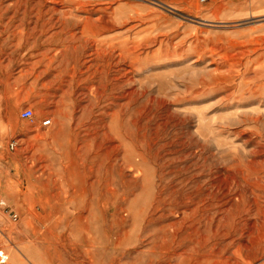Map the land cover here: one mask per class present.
<instances>
[{
	"label": "rangeland",
	"instance_id": "374dc122",
	"mask_svg": "<svg viewBox=\"0 0 264 264\" xmlns=\"http://www.w3.org/2000/svg\"><path fill=\"white\" fill-rule=\"evenodd\" d=\"M260 2L0 0V264H264Z\"/></svg>",
	"mask_w": 264,
	"mask_h": 264
},
{
	"label": "built area",
	"instance_id": "2783aa9c",
	"mask_svg": "<svg viewBox=\"0 0 264 264\" xmlns=\"http://www.w3.org/2000/svg\"><path fill=\"white\" fill-rule=\"evenodd\" d=\"M205 1H208V0H205ZM22 118L25 119V120H34L35 113L31 109L25 110L23 112V114H22ZM52 126H53V120H51V119L46 120V121L43 122V127H45V128H50ZM17 146H18L17 142L12 143L11 146H10L11 151H16ZM0 206L1 207H6V204L2 201L1 197H0ZM9 215H10L11 219L13 220V222H18L19 221V215L16 212L9 211ZM0 256L3 258L2 262L6 263L7 260H8V257L5 256V253L4 252H0Z\"/></svg>",
	"mask_w": 264,
	"mask_h": 264
},
{
	"label": "crops",
	"instance_id": "0c3cea01",
	"mask_svg": "<svg viewBox=\"0 0 264 264\" xmlns=\"http://www.w3.org/2000/svg\"><path fill=\"white\" fill-rule=\"evenodd\" d=\"M255 5L254 8H252V13L250 15V17L254 16H264V4L262 2L258 3V4H253Z\"/></svg>",
	"mask_w": 264,
	"mask_h": 264
},
{
	"label": "bare ground",
	"instance_id": "6f19581e",
	"mask_svg": "<svg viewBox=\"0 0 264 264\" xmlns=\"http://www.w3.org/2000/svg\"><path fill=\"white\" fill-rule=\"evenodd\" d=\"M94 36V35H93ZM89 80H92V78H90ZM260 87H263L264 88V84L263 85H261ZM16 257V256H15ZM236 259V258H235ZM217 263V262H216Z\"/></svg>",
	"mask_w": 264,
	"mask_h": 264
}]
</instances>
